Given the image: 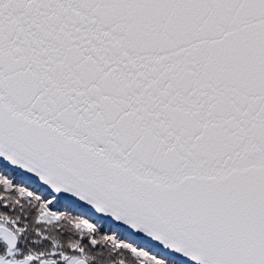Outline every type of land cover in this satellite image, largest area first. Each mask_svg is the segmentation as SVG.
Wrapping results in <instances>:
<instances>
[{"label":"snow or ice","instance_id":"1","mask_svg":"<svg viewBox=\"0 0 264 264\" xmlns=\"http://www.w3.org/2000/svg\"><path fill=\"white\" fill-rule=\"evenodd\" d=\"M0 264H264V0H0Z\"/></svg>","mask_w":264,"mask_h":264}]
</instances>
